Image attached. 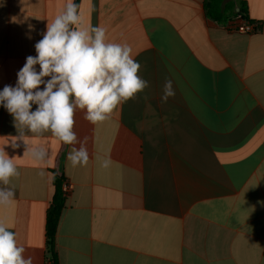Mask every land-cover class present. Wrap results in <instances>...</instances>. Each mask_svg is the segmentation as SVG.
<instances>
[{
	"label": "crops",
	"instance_id": "0c3cea01",
	"mask_svg": "<svg viewBox=\"0 0 264 264\" xmlns=\"http://www.w3.org/2000/svg\"><path fill=\"white\" fill-rule=\"evenodd\" d=\"M206 1L73 0L84 26L132 48L150 85L96 125L77 109L86 166L67 158L79 143L50 131L20 140L0 106V149L20 173L0 184L15 191L0 221L33 264H53L47 226L57 175L73 185L56 232L58 264H264V0H222L233 9L223 24ZM67 2L0 0V90L15 86ZM237 16L258 30L228 31ZM168 79L175 96L162 103ZM32 148L45 158L35 161Z\"/></svg>",
	"mask_w": 264,
	"mask_h": 264
},
{
	"label": "clouds",
	"instance_id": "9594fccd",
	"mask_svg": "<svg viewBox=\"0 0 264 264\" xmlns=\"http://www.w3.org/2000/svg\"><path fill=\"white\" fill-rule=\"evenodd\" d=\"M78 7L68 0L64 10L47 23L42 39L35 43L36 54L26 57L17 72L15 86L5 85L0 90V106L13 117L20 140L24 131L36 135L50 131L64 144H80L68 153L73 167L89 162L85 142L74 131L77 109L83 110L84 118L96 125L150 86L139 75L142 65L133 57L132 48L108 42L103 27L84 26ZM174 96L173 82L168 79L161 102L167 103ZM12 147L19 145L13 143ZM29 154L35 161L46 156L42 148H32ZM111 164L109 157L100 166L108 169ZM19 175L13 158L0 149V184L7 186L11 178ZM14 197L13 188L0 187V207L11 205ZM25 251L16 233L0 221V264H33Z\"/></svg>",
	"mask_w": 264,
	"mask_h": 264
},
{
	"label": "trees",
	"instance_id": "16d2710c",
	"mask_svg": "<svg viewBox=\"0 0 264 264\" xmlns=\"http://www.w3.org/2000/svg\"><path fill=\"white\" fill-rule=\"evenodd\" d=\"M205 10L207 14L214 21H217L221 24L227 22V20L229 19V16L227 15L228 12H230L231 10L233 11V9L224 6L222 0H207L205 2ZM244 12H245V8L244 6H241L240 13H244ZM63 181L64 180L62 176L57 175L53 178V184L55 186V194L51 205V210L48 218V226H47L48 238H49V251L53 264H58L56 250H55V238H56V232H57L60 216L66 204L65 202L66 198L61 190V185Z\"/></svg>",
	"mask_w": 264,
	"mask_h": 264
},
{
	"label": "built area",
	"instance_id": "2783aa9c",
	"mask_svg": "<svg viewBox=\"0 0 264 264\" xmlns=\"http://www.w3.org/2000/svg\"><path fill=\"white\" fill-rule=\"evenodd\" d=\"M225 27L228 31L238 32L247 35L252 34L258 30L257 26L254 23L248 21L242 16L235 17V19L232 20L230 23H227ZM72 189L73 185L70 182L63 181L61 185V190L64 196H67L72 191Z\"/></svg>",
	"mask_w": 264,
	"mask_h": 264
}]
</instances>
